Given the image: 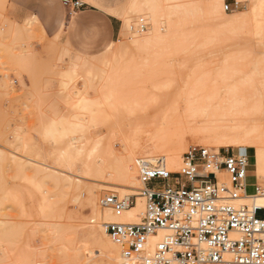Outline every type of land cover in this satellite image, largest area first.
Segmentation results:
<instances>
[{"label": "rangeland", "instance_id": "obj_1", "mask_svg": "<svg viewBox=\"0 0 264 264\" xmlns=\"http://www.w3.org/2000/svg\"><path fill=\"white\" fill-rule=\"evenodd\" d=\"M134 1L101 0L104 7L120 8L118 17L102 10L117 19L120 36L97 53H85L71 45L68 27L79 12L97 10L92 0L72 14L65 7L60 14L52 0H0V264H116L100 247L107 211L101 200L111 194L140 199L142 187L127 188L112 176L117 158L138 145L136 162L159 159L162 146L182 142L186 152L203 147L248 154L254 172V151L206 144L192 131L205 116L189 120L183 107L194 78L205 82L206 75L209 86L211 76L234 64L247 75L252 57H264L254 33L264 31V0H220L218 9L211 8L212 0H184L210 9L186 31L207 32L213 39L207 48L197 40L180 55L168 42L156 41L154 24L140 16ZM169 17L175 23L176 15ZM60 18L57 33H49L45 23ZM233 24L246 28L230 33ZM104 58L114 63L106 77ZM83 63L96 64L100 72L96 68L88 77L79 68L67 72ZM250 93L245 89L246 98ZM87 164L97 167L88 170ZM247 183V194H256L257 187L264 191L262 179ZM115 253L122 258L118 247Z\"/></svg>", "mask_w": 264, "mask_h": 264}, {"label": "built area", "instance_id": "obj_2", "mask_svg": "<svg viewBox=\"0 0 264 264\" xmlns=\"http://www.w3.org/2000/svg\"><path fill=\"white\" fill-rule=\"evenodd\" d=\"M60 1L71 14L86 6ZM137 166L145 202L140 221L104 225L125 264H264V208L238 204L252 172L248 154L193 147L177 173L164 162L149 167L139 160ZM136 206L135 196L101 200L115 217Z\"/></svg>", "mask_w": 264, "mask_h": 264}, {"label": "bare ground", "instance_id": "obj_3", "mask_svg": "<svg viewBox=\"0 0 264 264\" xmlns=\"http://www.w3.org/2000/svg\"><path fill=\"white\" fill-rule=\"evenodd\" d=\"M173 1L175 0H135L134 9L139 11L140 16L144 18L146 17L154 24V30H155L154 36H156L155 37L156 41L159 43L168 42L173 46L172 47L173 50H175V52H177L179 55L181 52H185L190 45L194 44L195 42H198L197 40H199L197 44L199 47H203V48L210 47L213 38L209 35V33L206 32L204 34L203 33L196 34L195 31H191L190 33L186 31V26L190 27L191 24H192L191 26L196 25L197 19L202 17L201 14L203 13L206 15L209 12L210 10L208 9L209 7L203 9L200 3L199 5H194V3L192 4L189 2L185 3L186 1L184 2V0H178L176 4H172L171 2ZM212 2L213 3L211 8L213 9H218L222 5V2H220V0H212ZM171 13H174L176 15L175 23H173V21L169 17ZM113 14L119 16L120 12L114 11ZM35 19L37 18L35 17ZM161 20H164L165 22V27H166L165 32H164L165 27L160 28L158 26V24L161 23L160 22ZM35 23L37 22L35 21ZM244 28H246L245 25L233 24L230 26L229 32L230 33L235 32V34H240L239 31H235V29L242 31ZM203 30L201 31L203 32ZM230 30H234V31H230ZM225 31L227 33V30ZM254 33L256 36H258L261 39V42L264 45V31L257 29L254 31ZM218 36H220V34H218L217 37ZM192 58L193 57H190V59ZM190 59H188V61L191 62ZM252 59H253L252 72L250 74L246 75L245 72H244L245 75L242 74L243 73L242 69H239L237 67L238 65L235 66L236 64L229 65L228 67H225L224 70L218 72L215 75L213 74L214 76L210 77L212 81L211 83H208L209 86H207L206 84L207 83L206 75H203L205 73H201L206 78V79L204 78V80L206 81L202 82L203 80L200 78V76L197 75V71L199 70L195 69V71L193 72V76L194 74H196L199 78L196 77L195 75L196 77L194 78L195 80L194 79H193L194 81L192 80L194 84L192 85L191 95L186 94L187 96H189V98L187 97L186 100L184 99L185 101L183 100L186 105V106L184 105L183 109L185 108L184 116L186 115L187 117L186 116L185 117L188 118L189 120L193 118L195 119V116L196 117L197 116L200 117V115L205 116L206 118L205 122L200 120L201 122H203L202 124L200 123V125L198 126L195 125V127L193 126L191 127H193L192 128L193 133H195L197 136L202 137L203 140H205L206 144H214L218 148H222V147L245 148L248 149L249 151L255 152V157H254L255 170L254 172H251L248 176V178L251 179L254 183V181L256 182L257 180L260 179L264 180V57L262 55L256 54L252 57ZM114 62H116V58L114 59ZM184 62H186V60ZM101 63L104 66L102 73L104 74V76L109 75L107 70L108 68H111L112 70L113 67L111 65L112 64L114 65V63L111 60H109V58H104L103 60H101ZM226 63H227L226 65H228L229 60H227ZM97 67L96 64L83 63V65L80 64V66L79 64L78 65L75 64V66H73V69L71 67L72 70L70 69L67 72L74 71L79 68V70L82 69L81 71L84 70V72H86L87 70L86 73L88 75L86 76L88 77L92 72H93L92 74H94V71ZM96 70H99V68H97ZM76 72H78V70H76ZM84 72L82 73L84 74ZM98 72H100V70ZM71 73L74 74V72ZM70 75L73 78L74 75L72 74ZM241 75L243 77L245 76L244 77L245 79H243V77L241 78ZM83 76L85 77V75ZM66 77L63 79H66ZM74 79H76V77H74ZM72 82L70 79V83ZM68 85L69 84H67V86ZM245 85L247 87H245ZM189 88H191V86ZM245 89L251 90V93L249 94L248 98H246ZM202 118L204 120L203 116ZM188 119L187 121H189ZM163 122H164V126H166L165 125L166 117L163 119ZM192 123H197V122H192ZM153 140L154 138L152 139V142L154 143ZM152 142L150 143L152 144ZM138 146L136 148H138ZM157 147L158 145L157 146L155 145V148ZM136 148L132 149V151L129 152L127 155L125 154V156L117 158L114 166L112 167L113 170L112 176L115 177L116 182L133 190L134 189L138 190L141 187L143 188L142 183L139 182V180L136 177L137 172H135L136 167H134V161L136 160ZM129 150H131V148ZM158 150L160 149L158 148ZM161 153H164V155H162L161 158L159 157V159L152 156L146 157L143 160L144 164L149 167H157L159 164L164 162L169 172L177 173L181 170L182 158L183 155L186 153V149L184 148L182 142L176 145L174 144V146H166V147L162 146ZM94 166L97 167L96 164ZM94 166H92V164L89 165L87 164L86 168L89 170L94 168ZM247 189H248V184H247ZM247 189H246V194H244L241 197L239 202L250 201L254 206L263 209L264 191L260 187H257L255 188L256 194H247L248 191ZM139 198L140 199L137 200L138 201L137 206L124 212L121 217H115L111 211L107 210L105 212L104 222L105 223H109L112 221H119L124 223L139 222L141 219L140 216L145 210L144 207L145 202L143 199H141V197ZM104 225H103V230H100L101 231L100 237L102 238V243L100 244V247L102 248L103 251L106 250L105 253L106 252L108 253V257H110L112 261L116 262V264H122L125 261L123 258H120L118 253L117 254L115 253L117 246L112 242L109 235L106 233ZM226 262L227 263H220V264H231L229 260H226Z\"/></svg>", "mask_w": 264, "mask_h": 264}, {"label": "crops", "instance_id": "obj_4", "mask_svg": "<svg viewBox=\"0 0 264 264\" xmlns=\"http://www.w3.org/2000/svg\"><path fill=\"white\" fill-rule=\"evenodd\" d=\"M52 1H54V4L58 8L60 14H62L64 6L61 1ZM92 2L97 10L86 9L79 12L77 17H71L68 27V35L71 45L74 49L85 53H97L103 50L111 42H114L120 36V27L117 23V19L115 18L118 17V15L113 14L114 11L119 12L120 8L104 7L101 0H92ZM86 6H88L87 3ZM102 10L109 13L112 11L110 14L115 17L106 14ZM60 24L61 18L57 24L47 22L45 23V26L47 27L49 33L55 34L57 33ZM65 25L66 23L63 22L62 26Z\"/></svg>", "mask_w": 264, "mask_h": 264}]
</instances>
